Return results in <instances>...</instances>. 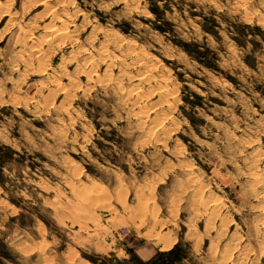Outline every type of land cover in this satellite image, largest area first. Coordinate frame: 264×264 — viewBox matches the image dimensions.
<instances>
[{"label":"rangeland","instance_id":"obj_1","mask_svg":"<svg viewBox=\"0 0 264 264\" xmlns=\"http://www.w3.org/2000/svg\"><path fill=\"white\" fill-rule=\"evenodd\" d=\"M0 264H264V0H0Z\"/></svg>","mask_w":264,"mask_h":264},{"label":"bare ground","instance_id":"obj_2","mask_svg":"<svg viewBox=\"0 0 264 264\" xmlns=\"http://www.w3.org/2000/svg\"><path fill=\"white\" fill-rule=\"evenodd\" d=\"M62 30H64V29H62ZM67 31V30H66Z\"/></svg>","mask_w":264,"mask_h":264}]
</instances>
